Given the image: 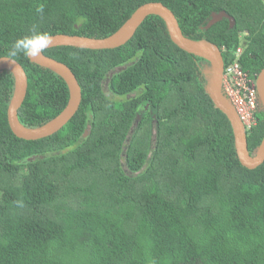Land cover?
Here are the masks:
<instances>
[{
  "label": "trees",
  "instance_id": "16d2710c",
  "mask_svg": "<svg viewBox=\"0 0 264 264\" xmlns=\"http://www.w3.org/2000/svg\"><path fill=\"white\" fill-rule=\"evenodd\" d=\"M150 2L185 38L221 50L225 68L255 79L264 68L263 0H0V57L27 76L19 123H48L69 93L56 73L9 57L14 41L33 30L106 38ZM220 12L234 25L206 28ZM43 53L72 71L81 103L56 134L18 139L6 119L14 77L0 72V264H264V163L240 165L205 63L172 43L159 16L116 49ZM255 119L251 155L264 112Z\"/></svg>",
  "mask_w": 264,
  "mask_h": 264
},
{
  "label": "water",
  "instance_id": "95a60500",
  "mask_svg": "<svg viewBox=\"0 0 264 264\" xmlns=\"http://www.w3.org/2000/svg\"><path fill=\"white\" fill-rule=\"evenodd\" d=\"M150 15L159 16L165 23L172 43L182 51L195 56L205 63L203 73L207 85L205 91L211 102L230 123L234 148L241 166L247 169H255L264 163V136L251 155L247 147L245 129L236 115L231 102L222 93V80L224 75V62L221 50L206 41H192L185 38L178 26L173 13L159 2H150L139 6L123 26L109 37L98 39L77 35L56 34L51 35L52 43L45 50L56 47H74L88 50H112L129 42L142 22ZM227 18L230 27L234 25V19L225 12L212 14L206 28ZM28 58V57H27ZM31 63L46 68L59 75L68 88V102L60 114L48 123L35 129H27L18 121L20 109L27 92V76L22 66L8 57H0V72L9 71L15 81V89L11 101L7 107L6 119L12 134L22 140L36 141L56 134L78 111L81 103V90L72 71L63 63L46 56L43 52L34 58H28ZM258 111L264 112V68L256 76L255 81Z\"/></svg>",
  "mask_w": 264,
  "mask_h": 264
},
{
  "label": "built area",
  "instance_id": "2783aa9c",
  "mask_svg": "<svg viewBox=\"0 0 264 264\" xmlns=\"http://www.w3.org/2000/svg\"><path fill=\"white\" fill-rule=\"evenodd\" d=\"M240 54L241 48H238L236 58ZM222 85L245 131L250 132L256 126L255 114L258 112L255 78H250L234 63L224 68Z\"/></svg>",
  "mask_w": 264,
  "mask_h": 264
},
{
  "label": "clouds",
  "instance_id": "9594fccd",
  "mask_svg": "<svg viewBox=\"0 0 264 264\" xmlns=\"http://www.w3.org/2000/svg\"><path fill=\"white\" fill-rule=\"evenodd\" d=\"M51 43H52V38L49 35H47L46 33H41L33 30L31 35L21 37L16 41H14L8 52V56L9 57L24 56L28 58H34L39 56L42 52H44L45 49L51 45ZM222 93L227 98V96L223 92V85H222Z\"/></svg>",
  "mask_w": 264,
  "mask_h": 264
},
{
  "label": "rangeland",
  "instance_id": "374dc122",
  "mask_svg": "<svg viewBox=\"0 0 264 264\" xmlns=\"http://www.w3.org/2000/svg\"><path fill=\"white\" fill-rule=\"evenodd\" d=\"M264 1V0H263Z\"/></svg>",
  "mask_w": 264,
  "mask_h": 264
}]
</instances>
